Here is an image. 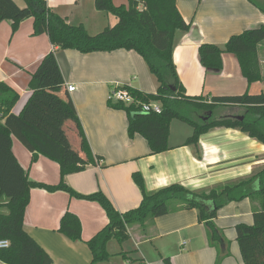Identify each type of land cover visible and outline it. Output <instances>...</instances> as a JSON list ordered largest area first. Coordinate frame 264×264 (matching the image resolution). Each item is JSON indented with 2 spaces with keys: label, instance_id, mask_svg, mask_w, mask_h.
Listing matches in <instances>:
<instances>
[{
  "label": "crops",
  "instance_id": "1",
  "mask_svg": "<svg viewBox=\"0 0 264 264\" xmlns=\"http://www.w3.org/2000/svg\"><path fill=\"white\" fill-rule=\"evenodd\" d=\"M25 7V0H14ZM48 6L73 24L82 23L90 34H97L117 23V18L97 10L95 0H46ZM126 4L128 0H113ZM260 1V0H256ZM264 1V0H263ZM177 5L191 29L178 32L174 44V62L180 80L190 96L236 95L247 91L264 92V80L249 85L243 76L238 59L232 53L223 54L221 70H207L200 61L199 47L203 43L221 47L228 39L248 28L264 24L262 12L250 0H177ZM103 14V15H101ZM34 19L29 18L13 32L11 22L0 23V82L4 81L20 93L14 107L20 113L32 91L28 83L41 60L55 51L65 83L60 92L41 95L62 97L76 111L89 144L102 159L89 164L85 170L69 174L66 179L72 188L83 194L102 190L120 212L136 208L142 201L140 188L133 173L141 172L148 190L153 191L173 183H182L192 190H202L221 183L251 176L264 166V144L233 128H216L201 136L198 146L186 144L193 134L191 125L172 120L170 149L151 154L148 141L140 134H128L129 119L124 110L112 108L108 100L118 85H129L147 93H155L158 82L145 59L135 50L93 51L60 49L49 35H34ZM259 58L264 75V41L259 45ZM68 85L76 89L69 91ZM242 106H220V115H241ZM44 113L46 129L53 130L61 111ZM53 118V119H52ZM181 122V123H180ZM71 121H66L65 125ZM53 125V126H52ZM65 128V126H64ZM68 129V128H67ZM13 151L31 179L57 184L61 179L58 162L40 155L32 163V153L13 137ZM261 209V199L245 198L223 206L215 218L216 226L226 241L211 243L209 230L200 223L196 209H184L158 216L148 223L146 234L139 225L129 228V238L120 244L116 239L107 243L112 255L97 264H127L121 252L142 257L149 264H243L236 226L252 224L254 209ZM66 211L78 215L82 223V239L71 240L58 231ZM109 222L105 210L93 201L72 197L65 191L31 190L24 229L46 250L52 264H93V252L88 241ZM133 230V231H132ZM145 232V231H144ZM0 264H7L1 261ZM96 264V263H95Z\"/></svg>",
  "mask_w": 264,
  "mask_h": 264
},
{
  "label": "trees",
  "instance_id": "2",
  "mask_svg": "<svg viewBox=\"0 0 264 264\" xmlns=\"http://www.w3.org/2000/svg\"><path fill=\"white\" fill-rule=\"evenodd\" d=\"M25 1L27 6L21 7L14 0H0V23L10 21L13 32H16L22 21L33 18V34H48L51 43L60 49H75L83 53L135 50L145 59L159 84L157 91L147 93L124 85L136 101L126 104L109 99L108 103L112 108L127 113L129 136L142 135L148 141L151 154L170 149V127L174 119L193 127V134L186 140L188 145L198 146L201 136L216 128L238 129L264 144V92L214 95L210 99L209 96L187 94L179 78L173 53L177 33L189 31L192 23L184 19L177 0H128L126 4L119 5L113 0H95L97 10L117 18L115 25L97 34H90L82 23H70L67 17L53 11L46 0ZM250 1L264 12L261 1ZM262 41L264 24L232 35L223 47L212 43L201 44L199 58L207 70H221L223 54H234L243 76L251 85L264 80L259 58ZM64 83L55 51H50L32 74L28 83L32 94L20 113L13 111L21 98L20 93L6 82H0V239L10 241L7 249L0 250L1 261L7 264L53 263L46 250L24 229L31 190L41 188L49 192L65 191L72 197L97 202L105 210L109 222L87 242L93 252V264L112 256L107 250V243L111 239L123 244L129 238V228L134 225H139L142 234L147 235L148 223H153L158 216L178 210L196 209L199 222L208 227L211 243L226 241L214 221L218 211L233 201L260 198L261 209L255 207L254 222L239 223L236 230L243 264H264V166L249 177L202 190L173 183L150 191L143 174L135 172L133 180L140 188L142 201L138 207L120 212L102 190L83 194L67 182L69 174L85 170L87 165L96 164L102 157L93 153L82 123L69 101L55 95L39 98L46 93L60 92ZM153 101L162 105L161 113L141 111V102ZM220 106L244 108L241 115L215 117V111ZM50 111H61L60 114L65 116V120L58 117L52 131L44 127L43 121L44 113ZM68 120L73 126L65 125ZM13 137L32 153V163L40 155L58 162L60 181L47 184L31 179L29 170L14 154ZM58 231L71 240H81L82 223L78 215L66 211ZM131 253L121 252L127 264H149L142 257H132ZM164 261L165 264H172L169 257ZM220 262L221 257L216 264Z\"/></svg>",
  "mask_w": 264,
  "mask_h": 264
},
{
  "label": "built area",
  "instance_id": "3",
  "mask_svg": "<svg viewBox=\"0 0 264 264\" xmlns=\"http://www.w3.org/2000/svg\"><path fill=\"white\" fill-rule=\"evenodd\" d=\"M124 85H118L114 87L110 94V100L114 102H124L126 104L134 103L135 97L131 94L129 89L124 88ZM69 91H74L76 87L74 85H68ZM139 104V103H138ZM141 111L144 112H162V105L156 101L153 102H141ZM10 246V241L8 239H0V250L7 249ZM1 263V259H0Z\"/></svg>",
  "mask_w": 264,
  "mask_h": 264
},
{
  "label": "rangeland",
  "instance_id": "4",
  "mask_svg": "<svg viewBox=\"0 0 264 264\" xmlns=\"http://www.w3.org/2000/svg\"><path fill=\"white\" fill-rule=\"evenodd\" d=\"M260 1H261L262 4H264V1L263 0H260ZM84 2L86 3V8H85V11H86L87 10V7H88V4H92L93 1L92 0H84ZM63 3L64 4L67 3L68 6L71 5V1L70 0H63ZM105 13H106L105 15H108L107 14L108 12H105ZM101 15H103V14H101ZM242 113H243V111H242ZM219 115H220V112L218 110H216L214 116L215 117H218ZM176 121H177V123H179L180 120L177 119Z\"/></svg>",
  "mask_w": 264,
  "mask_h": 264
},
{
  "label": "water",
  "instance_id": "5",
  "mask_svg": "<svg viewBox=\"0 0 264 264\" xmlns=\"http://www.w3.org/2000/svg\"><path fill=\"white\" fill-rule=\"evenodd\" d=\"M240 119H243V117H240Z\"/></svg>",
  "mask_w": 264,
  "mask_h": 264
}]
</instances>
